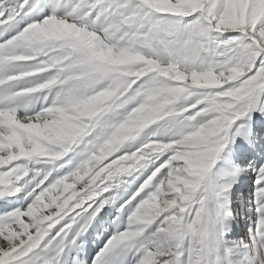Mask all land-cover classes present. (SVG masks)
<instances>
[{
  "label": "snow or ice",
  "instance_id": "obj_1",
  "mask_svg": "<svg viewBox=\"0 0 264 264\" xmlns=\"http://www.w3.org/2000/svg\"><path fill=\"white\" fill-rule=\"evenodd\" d=\"M0 264H264V0H0Z\"/></svg>",
  "mask_w": 264,
  "mask_h": 264
}]
</instances>
